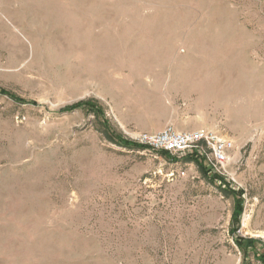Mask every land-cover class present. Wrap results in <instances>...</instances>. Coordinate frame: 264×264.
I'll return each instance as SVG.
<instances>
[{"label": "rangeland", "instance_id": "374dc122", "mask_svg": "<svg viewBox=\"0 0 264 264\" xmlns=\"http://www.w3.org/2000/svg\"><path fill=\"white\" fill-rule=\"evenodd\" d=\"M168 125L231 138L226 180L118 139ZM237 234L264 242V0H0V264H262Z\"/></svg>", "mask_w": 264, "mask_h": 264}, {"label": "built area", "instance_id": "2783aa9c", "mask_svg": "<svg viewBox=\"0 0 264 264\" xmlns=\"http://www.w3.org/2000/svg\"><path fill=\"white\" fill-rule=\"evenodd\" d=\"M138 142L148 149L166 151L171 156L194 155L202 158L213 173L229 174L228 166L232 160L235 143L215 129L201 127L196 130H179L168 125L157 132H141Z\"/></svg>", "mask_w": 264, "mask_h": 264}, {"label": "trees", "instance_id": "16d2710c", "mask_svg": "<svg viewBox=\"0 0 264 264\" xmlns=\"http://www.w3.org/2000/svg\"><path fill=\"white\" fill-rule=\"evenodd\" d=\"M81 104L82 103L79 102V103L70 105L69 107L64 108L63 111L74 110V109L78 108ZM111 137L112 136L110 135L109 138H111ZM118 139L122 143L125 142L126 146H128V147L137 146V147H140V148H148L147 145H144V144H141V143H129L128 141L123 140L120 137H118ZM160 153H161V155H169L168 152H166V151H160ZM171 157L174 158V160L176 159V161H178V159L185 160L187 162L194 161L204 173H206L207 175L213 174V177H214L213 179L226 180L220 174L213 173L211 171V168L206 164V162L202 158H199L198 156H194V155H190L189 154V155L181 156V157H179V156H171ZM229 192L235 193V191L232 190V189H229ZM236 194L239 196V195L242 194V192H239V193H236ZM242 212H243V203L241 201V202L237 203V206L235 207V210L233 212L234 225L240 224V219H241ZM232 231H233V233H236L237 228L234 227ZM235 239H236L237 245L239 246V248L241 249V251L244 253L245 256L249 255V253H250L249 250L251 249L252 250L251 252H253L255 258L260 260L261 263L264 264V242L261 239L255 238V237H244V236H242L240 234H237V236H235ZM259 244H261L263 246V251H261V250L259 251V247H258Z\"/></svg>", "mask_w": 264, "mask_h": 264}]
</instances>
